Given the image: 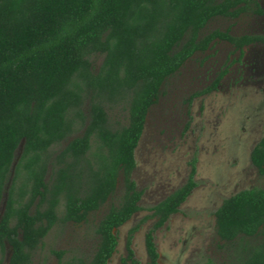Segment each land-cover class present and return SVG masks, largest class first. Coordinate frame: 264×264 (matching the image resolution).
Listing matches in <instances>:
<instances>
[{
    "label": "trees",
    "instance_id": "obj_1",
    "mask_svg": "<svg viewBox=\"0 0 264 264\" xmlns=\"http://www.w3.org/2000/svg\"><path fill=\"white\" fill-rule=\"evenodd\" d=\"M257 1L0 0V254L10 248L7 264H34L50 231L87 222L121 177V201L99 221L91 259L69 263L64 252H52L57 264H108L115 230L141 210L134 152L163 85L217 42L240 56L246 47L264 46V35L203 33L215 18L264 15ZM93 55L103 57L96 73ZM227 68L189 103L216 89ZM114 106L126 107V125L110 122L107 111ZM250 160L264 178V135ZM195 175L193 160L185 184L149 209L155 219L145 236L150 264H159L154 232L179 212L197 186ZM215 224L221 241L241 246L239 264H264V187L225 199ZM135 231L122 264H137L130 247Z\"/></svg>",
    "mask_w": 264,
    "mask_h": 264
},
{
    "label": "rangeland",
    "instance_id": "obj_2",
    "mask_svg": "<svg viewBox=\"0 0 264 264\" xmlns=\"http://www.w3.org/2000/svg\"><path fill=\"white\" fill-rule=\"evenodd\" d=\"M257 2L264 12V0ZM214 30H229L234 37L264 35V15L247 13L236 19L215 18L203 33ZM90 61L96 73L103 57L93 55ZM225 68L228 72L216 89L189 103L193 94L210 87ZM107 112L113 126L127 124L125 106H114ZM263 135L264 46L246 47L240 56L230 44L217 42L205 53L195 54L165 82L158 101L148 112L134 152L136 167L132 173L137 190L142 192L141 210L115 230L117 247L108 264H122L133 229L136 231L130 247L134 260L137 264H150L145 236L153 228L155 219L149 209L185 184L193 160L196 188L179 212L154 232L158 262L239 264L243 255L241 246L219 239L215 212L225 199L236 193L264 187V178L250 160L253 147ZM63 146L64 143L60 144L52 152L60 151ZM20 153L21 147L15 160ZM122 194L123 183L119 177L114 195L90 214L87 222L55 226L35 251L33 263L57 264L53 251L64 252V262L89 261L98 243L96 227L110 207L119 205ZM3 206L2 202L0 216ZM257 240L248 243L253 245ZM9 257L7 247L0 254V264H7Z\"/></svg>",
    "mask_w": 264,
    "mask_h": 264
}]
</instances>
